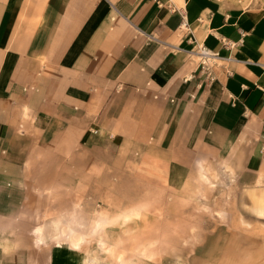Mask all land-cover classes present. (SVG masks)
Returning a JSON list of instances; mask_svg holds the SVG:
<instances>
[{
  "label": "crops",
  "instance_id": "obj_1",
  "mask_svg": "<svg viewBox=\"0 0 264 264\" xmlns=\"http://www.w3.org/2000/svg\"><path fill=\"white\" fill-rule=\"evenodd\" d=\"M196 43L220 56L211 82ZM223 169L264 195V0H0V264H84L51 218L116 215L121 177L202 200L198 179ZM151 227L172 236L157 254L179 247L174 224L140 225L145 246ZM229 233L213 256L196 242L189 264H264V244L249 263Z\"/></svg>",
  "mask_w": 264,
  "mask_h": 264
},
{
  "label": "rangeland",
  "instance_id": "obj_2",
  "mask_svg": "<svg viewBox=\"0 0 264 264\" xmlns=\"http://www.w3.org/2000/svg\"><path fill=\"white\" fill-rule=\"evenodd\" d=\"M240 177H243V175H240ZM204 178L198 179L199 184L196 185V188H198L196 192L200 194L202 200L185 201L178 198L167 200L165 197L167 192H164V195L161 196L159 188L137 184L129 178L121 177L119 180L122 183L114 185L115 195L111 196V204L116 207L115 210H118L115 213L118 217L111 226L103 228L101 236L107 240L118 241L126 264H189L190 254L194 250L192 247L196 242H200L199 244L203 247L208 245L209 248L202 250L203 252L206 251L208 255L213 250L210 249L211 245L217 250L218 254L219 248L225 245L226 235H234L235 233H229L232 231H241L245 235L242 239L245 243L244 251L250 253L246 255L249 260L247 258L245 261L251 263L250 257H252L254 250L252 249V240L257 239L264 244V214L260 213V208L264 207V200H262L264 195L260 192L253 195L247 184H240L243 178L237 180V175L231 170L225 171L223 169L220 175L213 176L211 180ZM204 180H206L205 183H203ZM106 187H99L102 197H107ZM108 192L111 193L109 190ZM122 195L126 196L127 203H129L125 206L126 209L133 208L131 210H137L136 213H128L124 220L120 216V213L124 211L122 208L123 202L118 200V197ZM91 205V201H85L83 213L85 219L91 212ZM139 208L142 209L138 210ZM171 209L179 211V217L167 215L172 213ZM53 212L55 211L53 210ZM51 219L58 220V223L61 221L60 216ZM146 224L161 226L164 230L166 227L171 228V225L174 224V227L178 230L174 234L176 236L174 241H178L179 247L173 248L171 243L160 241L157 254V237H163V240L171 241L166 237L172 236H170V232L158 233L154 227H151L154 229L143 233L144 238L146 236L148 238V244L145 249L141 250L140 247L142 248L144 244L139 240L141 235L139 226ZM189 225H193V230H190ZM178 236L179 240H177ZM125 244H127V247ZM87 246L90 254H95L99 264L111 263L113 256L98 247L97 239L93 244L92 239H90ZM260 249L263 250L264 248ZM197 251L201 250L198 248ZM145 252L147 254L143 256ZM90 263L88 261L86 264Z\"/></svg>",
  "mask_w": 264,
  "mask_h": 264
},
{
  "label": "bare ground",
  "instance_id": "obj_3",
  "mask_svg": "<svg viewBox=\"0 0 264 264\" xmlns=\"http://www.w3.org/2000/svg\"><path fill=\"white\" fill-rule=\"evenodd\" d=\"M136 212L137 210H130L127 213L121 212L120 216H122L124 220V218L128 216V213L132 214ZM260 213L264 214V207L260 208ZM116 217L118 216H107L105 212L98 211L91 220H88V225L86 226L84 223L85 220L82 222L77 220L74 213L71 212L63 223H58V220H53L52 225L54 232L51 234L50 238L57 246H62V244L65 243L76 249L83 248L84 264L88 261L91 262L90 264H99L96 260L97 257L95 254H90L87 246L90 239L96 237L100 249L113 256L110 264H126V260L122 256V251L120 250L121 246L118 245V241L107 240L105 237L101 236V231L104 230L103 228L111 226L114 220L117 219ZM43 231L44 228L41 223L35 226L36 242L42 243L44 241ZM140 249H145V245H142V248L140 247Z\"/></svg>",
  "mask_w": 264,
  "mask_h": 264
},
{
  "label": "built area",
  "instance_id": "obj_4",
  "mask_svg": "<svg viewBox=\"0 0 264 264\" xmlns=\"http://www.w3.org/2000/svg\"><path fill=\"white\" fill-rule=\"evenodd\" d=\"M223 42L224 44L229 43L227 40H223ZM190 52L196 57L197 71L200 80L203 82H211L215 78L214 67L217 65L220 58L218 52L208 48L203 43H196ZM192 76L193 74L190 73L184 77V80Z\"/></svg>",
  "mask_w": 264,
  "mask_h": 264
}]
</instances>
